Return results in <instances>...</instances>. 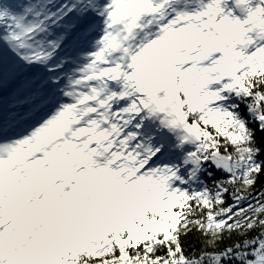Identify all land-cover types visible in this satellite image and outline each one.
Returning <instances> with one entry per match:
<instances>
[{
	"label": "snow or ice",
	"instance_id": "obj_1",
	"mask_svg": "<svg viewBox=\"0 0 264 264\" xmlns=\"http://www.w3.org/2000/svg\"><path fill=\"white\" fill-rule=\"evenodd\" d=\"M0 264H264V0H0Z\"/></svg>",
	"mask_w": 264,
	"mask_h": 264
},
{
	"label": "trees",
	"instance_id": "obj_2",
	"mask_svg": "<svg viewBox=\"0 0 264 264\" xmlns=\"http://www.w3.org/2000/svg\"><path fill=\"white\" fill-rule=\"evenodd\" d=\"M260 134L258 133V136H259Z\"/></svg>",
	"mask_w": 264,
	"mask_h": 264
}]
</instances>
